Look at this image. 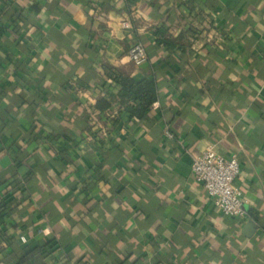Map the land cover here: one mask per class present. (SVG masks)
<instances>
[{"label": "crops", "instance_id": "1", "mask_svg": "<svg viewBox=\"0 0 264 264\" xmlns=\"http://www.w3.org/2000/svg\"><path fill=\"white\" fill-rule=\"evenodd\" d=\"M4 23L0 264H264V0H0ZM111 67L155 79L145 119ZM209 144L239 157L243 217L192 176Z\"/></svg>", "mask_w": 264, "mask_h": 264}, {"label": "built area", "instance_id": "2", "mask_svg": "<svg viewBox=\"0 0 264 264\" xmlns=\"http://www.w3.org/2000/svg\"><path fill=\"white\" fill-rule=\"evenodd\" d=\"M121 26L128 30L132 28L129 20H123ZM128 58L135 66L144 64L148 60L144 44L134 40L128 49ZM72 86L77 89L76 81L72 82ZM167 134L171 136L169 132ZM88 137L91 138L89 134ZM191 173L225 215L233 217L245 215L242 189L237 184V180L240 179V164L236 153L226 156L219 153L213 144H209L193 157Z\"/></svg>", "mask_w": 264, "mask_h": 264}, {"label": "trees", "instance_id": "3", "mask_svg": "<svg viewBox=\"0 0 264 264\" xmlns=\"http://www.w3.org/2000/svg\"><path fill=\"white\" fill-rule=\"evenodd\" d=\"M7 29L6 23L0 25V35ZM162 47H172L174 43L168 38H162L157 40ZM1 66H4L3 64ZM108 69V68H107ZM108 75L113 78L116 84L120 85L118 96L122 104V114L127 119H135L141 121L145 119L148 111L155 102L159 99V93L157 89V83L155 79H142L136 81L129 75L119 71L118 69L109 68ZM25 90V88H24ZM26 103L22 100V104ZM30 144L37 152H42L44 146L36 144L33 140H30ZM28 146V145H27ZM27 148V147H26ZM58 247V242L55 238H50L48 242L38 248L36 252H41L47 256ZM33 254V253H32ZM18 264V263H17Z\"/></svg>", "mask_w": 264, "mask_h": 264}, {"label": "water", "instance_id": "4", "mask_svg": "<svg viewBox=\"0 0 264 264\" xmlns=\"http://www.w3.org/2000/svg\"><path fill=\"white\" fill-rule=\"evenodd\" d=\"M250 224L252 225V223H251V222H249V225H250Z\"/></svg>", "mask_w": 264, "mask_h": 264}]
</instances>
